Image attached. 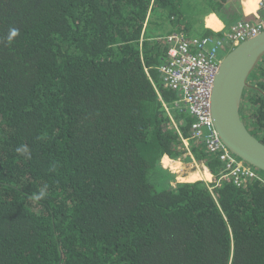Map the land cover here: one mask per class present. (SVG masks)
<instances>
[{"label": "trees", "instance_id": "trees-1", "mask_svg": "<svg viewBox=\"0 0 264 264\" xmlns=\"http://www.w3.org/2000/svg\"><path fill=\"white\" fill-rule=\"evenodd\" d=\"M230 2L0 0V264H264V182L212 192L162 162L225 165L158 66L166 36L242 19ZM258 71L249 128L264 140Z\"/></svg>", "mask_w": 264, "mask_h": 264}, {"label": "built area", "instance_id": "built-area-1", "mask_svg": "<svg viewBox=\"0 0 264 264\" xmlns=\"http://www.w3.org/2000/svg\"><path fill=\"white\" fill-rule=\"evenodd\" d=\"M258 3L263 12L260 20L252 21L246 17L242 18L222 31L220 35L189 37L185 32H175L165 37L167 51L164 62L158 66L161 78L164 77L165 80L164 85L179 92L180 99L176 101V106L184 105L195 117L191 129L192 137L205 142L208 151L218 155L225 164L218 173L212 172L206 164L205 168L202 167L203 170L206 168L209 170L211 178L199 180H205L212 192L226 180L234 181L239 186L249 180L264 181L259 169L244 159L238 158L223 144L212 115V95L216 76L225 56L224 51L233 49L242 41L264 30V0H259ZM156 89L158 91L157 87ZM163 105L170 114L173 125L180 130L172 116L171 108L164 100ZM184 142L189 148V140L184 138ZM192 163L194 169L199 167L200 170L202 169L195 158Z\"/></svg>", "mask_w": 264, "mask_h": 264}, {"label": "water", "instance_id": "water-1", "mask_svg": "<svg viewBox=\"0 0 264 264\" xmlns=\"http://www.w3.org/2000/svg\"><path fill=\"white\" fill-rule=\"evenodd\" d=\"M264 58V30L242 41L222 59L212 95V115L223 144L235 155L264 171V140L243 118L249 77Z\"/></svg>", "mask_w": 264, "mask_h": 264}, {"label": "rangeland", "instance_id": "rangeland-1", "mask_svg": "<svg viewBox=\"0 0 264 264\" xmlns=\"http://www.w3.org/2000/svg\"><path fill=\"white\" fill-rule=\"evenodd\" d=\"M194 35H198V34H194ZM201 35V34H200ZM232 49H228L227 51H224V54L225 55H227L230 51H231ZM263 64H264V58H263V60L260 62V65L259 66H257L256 67V69L251 73V75H250V77H249V81H250V84L252 85V86H254L255 84L253 83V82H257L258 83V77H259V69H260V67H263ZM254 93V91L252 90V89H250V88H248L247 89V91H246V95H245V99H244V104H243V112H242V115H243V118H244V120L248 123V126L249 125H251L252 126V124H253V122H251V120H250V113L252 112V110H254L253 109V107L250 105V97H251V95ZM245 100H247V101H245ZM245 105V106H244ZM250 126V127H251ZM253 127V126H252ZM259 137H261V135L259 136ZM192 163V162H191ZM198 164H199V166H201V163L198 161ZM193 164H189V166H186V167H184L183 168V166H181V168L180 169H177L176 171L179 173V174H177L176 172V175H177V182H184V181H190V182H192V181H197V180H199V179H197V180H193L192 178H189L191 175H192V173H194V171L195 170H197V169H194L193 168ZM169 168H171V167H169ZM183 168V169H182ZM201 168H202V166H201ZM173 170V169H172ZM180 170V171H179ZM202 170H203V168H202ZM183 172V173H182ZM259 172L261 173V175H263L264 176V171L262 172V171H260L259 170ZM180 176L181 177H183V178H185V179H181L180 178ZM189 176V177H188ZM205 181V180H204Z\"/></svg>", "mask_w": 264, "mask_h": 264}, {"label": "bare ground", "instance_id": "bare-ground-1", "mask_svg": "<svg viewBox=\"0 0 264 264\" xmlns=\"http://www.w3.org/2000/svg\"><path fill=\"white\" fill-rule=\"evenodd\" d=\"M258 7H259V3H258ZM259 9H260V7H259ZM193 36H203V35H193ZM193 36H189V37H193ZM162 82H163V84L165 83L164 77H162ZM247 125H248V123H247ZM237 157L240 158L238 155H237ZM162 162L164 164V167L165 166L166 167H171L173 170L180 169L181 166H183L182 164L179 163V161H175L173 159H170L168 156H165L164 159L162 160ZM201 170H200V167H199L197 170L194 171V173H192V175L190 177L189 176L188 177L192 178L193 180L203 179V178H207V179L211 178V174H210V172H209V170L207 168H206V170H203V171H201ZM180 178L181 179H185V178H183L181 176H180ZM261 181H263V180H261Z\"/></svg>", "mask_w": 264, "mask_h": 264}, {"label": "crops", "instance_id": "crops-1", "mask_svg": "<svg viewBox=\"0 0 264 264\" xmlns=\"http://www.w3.org/2000/svg\"><path fill=\"white\" fill-rule=\"evenodd\" d=\"M258 1L259 0H254V6H255V8L256 9H258L259 7H258ZM242 3H243V0H239V2H237V0H234V2H230L229 4L230 5H235V4H238L240 7H241V10L243 11V16L244 17H246V14H245V12H244V8H243V6H242ZM211 14H215L218 18H219V20L221 21V23H223V26L221 27V28H219V29H214V28H212V27H209V26H207V22H206V19H207V17L209 16V14L208 15H206V17H205V19H204V21H205V26L207 27V28H210V29H212L214 32H219V33H221L222 31H224V30H226V28H227V25H226V22L218 15V14H216V13H210V15ZM243 17V18H244ZM169 157V156H168ZM170 158V157H169ZM164 159V158H163ZM171 159V158H170ZM197 161V160H196ZM198 162V161H197ZM179 163L180 164H182L183 165V168L184 167H186V166H189V164H185V163H183V162H180L179 161ZM201 163V162H200ZM191 164H193V163H191ZM201 166L203 167V168H205V162H202L201 163ZM182 168V169H183ZM172 169V168H171ZM177 169H175V170H173V171H176ZM178 171V170H177ZM180 171V170H179Z\"/></svg>", "mask_w": 264, "mask_h": 264}, {"label": "clouds", "instance_id": "clouds-1", "mask_svg": "<svg viewBox=\"0 0 264 264\" xmlns=\"http://www.w3.org/2000/svg\"><path fill=\"white\" fill-rule=\"evenodd\" d=\"M17 35H18V29H15V28L10 29V34H9V36H8V40L11 41L12 38L15 37V36H17ZM25 150H26V149H25ZM17 151L20 152V151H22V149H19V148H18ZM46 194H47V193H46V188L41 189L40 192H39V194L36 195V196L34 197V199H36V200H40V199H42L43 197H45Z\"/></svg>", "mask_w": 264, "mask_h": 264}]
</instances>
